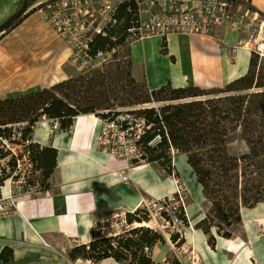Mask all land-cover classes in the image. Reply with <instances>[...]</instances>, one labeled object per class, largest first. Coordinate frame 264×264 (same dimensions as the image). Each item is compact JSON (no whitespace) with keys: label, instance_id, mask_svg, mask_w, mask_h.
I'll return each instance as SVG.
<instances>
[{"label":"crops","instance_id":"crops-1","mask_svg":"<svg viewBox=\"0 0 264 264\" xmlns=\"http://www.w3.org/2000/svg\"><path fill=\"white\" fill-rule=\"evenodd\" d=\"M21 1L0 0V24ZM47 1L36 0L29 11ZM248 1L264 16V0ZM250 35L251 28L216 27L211 36L169 34L136 40L130 45L131 74L150 90L168 83L173 88L222 89L248 72L252 50L241 42L246 43ZM70 52L38 11L28 14L10 33L0 36V100L75 77ZM39 123H43L42 132L34 128L33 142L55 148L57 166L46 193L19 198L17 212L0 217V251L4 247L14 251L8 264H90L71 260L68 251L93 240V223L103 214L133 213L146 201L173 195L178 189L176 178L158 164L133 165L128 159L100 152L97 138L102 122L95 115L74 118L69 131L52 133V121L47 118ZM177 163L190 167L187 157L179 155L173 162L187 185ZM252 227L244 226L243 234L234 232L232 239L218 237L215 250L201 230L192 228L184 244L157 245L152 258L158 263L173 257L181 264H264V227L260 223V230ZM111 262L120 264L111 259L102 263Z\"/></svg>","mask_w":264,"mask_h":264},{"label":"trees","instance_id":"trees-1","mask_svg":"<svg viewBox=\"0 0 264 264\" xmlns=\"http://www.w3.org/2000/svg\"><path fill=\"white\" fill-rule=\"evenodd\" d=\"M35 1L29 0L28 8ZM35 11L33 8L21 14L1 31L3 36ZM130 45L123 36L116 45L120 51L112 57L118 58L126 51L122 55L128 57L124 66L113 67L110 60L104 73L81 74L51 88L0 100V126L24 122L25 137L33 140L34 128L43 118L51 120L53 125L58 123L59 131H69L74 118L80 115L106 119L118 108L144 106L135 112L146 126L139 141L144 154L141 160L131 163L158 164L182 188L180 175L173 166V153L187 157L203 197L210 205L195 228L206 235L208 245L215 250L218 237H234V229L243 221V208L253 209L264 203V67L256 71L258 56L252 54L248 72L222 89L207 91L192 85L173 88L168 83L146 94L141 93L140 82L131 74ZM112 48L103 49L111 51ZM152 101L154 106L150 105ZM157 135L161 136V142L151 145ZM233 136L245 144L247 151L240 155L230 152ZM31 150L40 173L41 188L47 190V181L57 166L58 152L51 146L34 142ZM1 157L4 156L0 154ZM127 217L130 224L151 221L143 208L127 213ZM177 219L180 224L189 225L181 204ZM171 240L180 246L185 243L173 234ZM165 243L166 238L156 230L138 226L117 236L95 234L88 244L73 247L68 256L73 261L84 259L95 263L111 259L120 264H181L175 258L159 263L153 260V249ZM13 259L12 248L4 247L0 251V263L8 264Z\"/></svg>","mask_w":264,"mask_h":264},{"label":"built area","instance_id":"built-area-1","mask_svg":"<svg viewBox=\"0 0 264 264\" xmlns=\"http://www.w3.org/2000/svg\"><path fill=\"white\" fill-rule=\"evenodd\" d=\"M34 8L70 46L69 61L81 73L104 67L120 51L116 45L123 36L132 44L169 34L211 36L216 27L236 31L257 28L248 42L254 45V53L264 58V17L248 0H49ZM104 47L113 48L105 51ZM143 107L118 108L101 119L97 138L100 152L130 161L142 159L139 141L146 126L135 112ZM25 126L24 122L0 126V154L4 156L0 158V217L16 213L19 198L47 192L35 181L39 171L31 150L33 140L25 137ZM56 131L58 123L52 124V133ZM160 142L157 135L150 144ZM176 184L173 195L145 202L142 208L150 218L159 216L168 224L178 222V206L183 199L177 180ZM134 224L128 222L126 212L106 213L93 223V229L98 236L109 237L125 233Z\"/></svg>","mask_w":264,"mask_h":264},{"label":"rangeland","instance_id":"rangeland-1","mask_svg":"<svg viewBox=\"0 0 264 264\" xmlns=\"http://www.w3.org/2000/svg\"><path fill=\"white\" fill-rule=\"evenodd\" d=\"M254 32L255 33L257 32V28H255V27L252 28L251 27V33H254ZM3 34L4 33L2 32L1 35L3 36ZM241 43L249 45V48H251V50H252V54H256L253 51V49H255L254 45H252L250 42H248V40H247L246 43H245V41L244 42L242 41ZM125 54H126V51L122 52L121 55L118 56V58H116V57L112 58L111 61H110L111 62L110 64H112L113 67H115L116 64H121L122 66L126 65L127 61H128V57L124 58L122 56V55H125ZM110 64L105 65L102 68L92 70V71L87 72V73H81L80 71L76 70V76H79L81 74H83L85 76H95L97 74L104 73L107 70V68H108V66ZM260 67H262V68L264 67V58L260 59L259 56H258L257 67H256V71L257 72L259 71ZM140 85L142 87L141 93H146V94H150L151 93L150 89L144 83H140ZM126 88H129V87H126ZM205 97H207V95L204 96L203 98H205ZM154 102L155 101H152L150 103V105L154 106L155 105ZM229 150H230V152L232 154L240 155L243 152L247 151V148H246L245 144L237 136H233L230 139ZM178 156H179L178 154H175L173 156V162H174V159L176 157H178ZM35 181L41 182L40 173H38V175H36ZM181 182H182L183 186H182V188L181 187L179 188V192H180L179 195L183 199L182 205L185 206V208H186L185 215H186V218H187V220L189 222V225L186 226V225L180 224L179 222H176V223L172 222V223L168 224L167 221L162 220V218L159 217V216H156V218H154V217L151 218L150 222H146V223H148V226L146 225L145 227H149V228H151L153 230H156L157 232H159L160 234H162L166 238V245L164 246V248H172L173 247L172 243H174V242H172V240H171V234L176 235L178 237V241L183 239V238H185V237H190V233H192V228H195V224L205 217V214L208 212L209 207H210L209 203H207L205 201L204 197H203L202 188H200L201 193H199V191L197 192L196 188H195V190L193 192H190L188 190V188H187V185H185L183 183L184 181H181ZM188 208H190V209L192 208L193 209V214H192L191 217H189L188 214H187V209ZM183 209H184V207H183ZM243 210L249 212L248 208H243ZM261 219L264 220V210L261 211L260 214H256L255 216H250V218L248 219V222H246V223L242 222L244 225L241 224L240 226H237L234 229V232H236L239 235H242L243 234V230L245 229L244 226H246V224H248V226L252 225L253 226L252 228H256V229L260 230L259 229L260 227H258V224L261 222ZM248 226H246V228ZM135 227H136V225L134 224L132 226V228H135ZM101 236H105V234L101 235ZM75 246H77V245H73V247H75ZM178 246H180V245H178ZM159 247H160V244H159ZM174 247L176 248L177 245H175ZM72 248H70L69 251ZM69 251H68V254H69ZM168 258L170 260L173 259V257H168ZM102 262L101 263H95V262H91L90 261V264H105V263H102ZM111 263L112 264H116L114 262H111Z\"/></svg>","mask_w":264,"mask_h":264},{"label":"bare ground","instance_id":"bare-ground-1","mask_svg":"<svg viewBox=\"0 0 264 264\" xmlns=\"http://www.w3.org/2000/svg\"><path fill=\"white\" fill-rule=\"evenodd\" d=\"M195 78H196V81L198 82L199 81V79H200V75H199V72H197L196 71V75H195ZM36 128H38V131H39V133H41L42 132V128H43V123H39V124H37V126L35 127V129ZM38 138H40L41 140H42V137H39L38 136ZM177 166H178V168L180 169V171H181V173H182V175H183V177H184V180H185V182H186V184H187V188H188V190L190 191V192H193L194 190H195V188L197 189V192L199 191V193H201V191H200V185H198L197 184V182H196V179H195V176H194V173H193V171H192V169L190 168V167H188V170H187V167L185 166V163H184V165L182 164V163H177ZM186 170L189 172V173H187L186 172ZM194 194V193H193ZM264 210V204L262 203V204H259L257 207H255V208H253V209H249V212L248 211H242V218H243V222H248V219L250 218V216H255L256 214H260L261 213V211H263ZM187 214H188V216L189 217H191L192 216V214H193V209L191 208H188L187 209ZM249 217V218H248ZM260 224L264 227V220H262L261 219V222H260ZM136 225V227H138V226H148V223H143V224H139V223H136L135 224ZM246 226H248V224H246ZM247 228H249V226L247 227ZM220 238V237H219Z\"/></svg>","mask_w":264,"mask_h":264},{"label":"water","instance_id":"water-1","mask_svg":"<svg viewBox=\"0 0 264 264\" xmlns=\"http://www.w3.org/2000/svg\"><path fill=\"white\" fill-rule=\"evenodd\" d=\"M28 5L29 0H23L20 7L0 24V35L2 33L1 31L8 27L15 19L20 17L21 14H26L29 11Z\"/></svg>","mask_w":264,"mask_h":264}]
</instances>
